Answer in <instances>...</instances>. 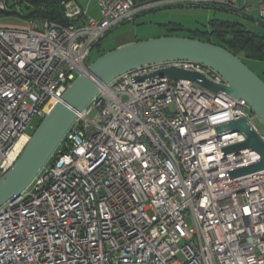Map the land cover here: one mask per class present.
I'll use <instances>...</instances> for the list:
<instances>
[{"label":"built area","instance_id":"built-area-1","mask_svg":"<svg viewBox=\"0 0 264 264\" xmlns=\"http://www.w3.org/2000/svg\"><path fill=\"white\" fill-rule=\"evenodd\" d=\"M0 0V11L9 2ZM101 18L63 0L69 21L38 16L0 26V179L22 155L34 116L44 118L90 64L115 27L161 3L233 11L251 0H97ZM264 21V0L257 4ZM188 60L152 63L105 84L32 182L0 208V264H264L262 155L240 130L245 118L264 141L254 106L189 79L155 75ZM262 122V121H261Z\"/></svg>","mask_w":264,"mask_h":264},{"label":"water","instance_id":"water-1","mask_svg":"<svg viewBox=\"0 0 264 264\" xmlns=\"http://www.w3.org/2000/svg\"><path fill=\"white\" fill-rule=\"evenodd\" d=\"M178 60L195 61L217 71L227 82L217 84L205 74L178 66L161 67L154 73L138 76V80L159 75L174 79H189L204 88L226 91L244 98L264 124V78L257 74L241 57L226 47L183 35H163L118 45L95 58L72 82L62 99L50 108L34 131L22 155L0 179V208L15 200L32 182L47 162L65 133L80 112L99 92L98 82L109 83L122 74L152 63ZM219 130H240L246 133L244 142L235 148L248 145L260 151L261 159L240 173L264 168V141L251 129L245 118L223 124Z\"/></svg>","mask_w":264,"mask_h":264},{"label":"rangeland","instance_id":"rangeland-1","mask_svg":"<svg viewBox=\"0 0 264 264\" xmlns=\"http://www.w3.org/2000/svg\"><path fill=\"white\" fill-rule=\"evenodd\" d=\"M9 6L8 11L14 13L10 15L0 13V25L25 28L28 22L35 17L32 14L34 6L28 0L10 1ZM92 6L91 11L94 18L100 19L101 12L97 0L93 1ZM219 7L218 4L210 6L184 5L181 3L158 4L138 14L133 21L123 23L112 29L102 40L101 45L104 48L101 49L106 50L115 46L118 42L148 39L157 35L169 34L171 31L175 35L189 36L193 30H209L210 21L213 18L238 20L244 23L247 28L256 31L264 30V27L258 21L260 14L257 7H252L249 10L241 9L240 11H229ZM176 26H179L182 30H174L173 28ZM99 52L95 48L91 52V60L96 58ZM245 60L257 74L264 78V60L246 58ZM41 121L42 118L38 115L34 116L31 122L32 126L29 128L32 134ZM256 123L264 131V124L259 120H256Z\"/></svg>","mask_w":264,"mask_h":264},{"label":"trees","instance_id":"trees-1","mask_svg":"<svg viewBox=\"0 0 264 264\" xmlns=\"http://www.w3.org/2000/svg\"><path fill=\"white\" fill-rule=\"evenodd\" d=\"M28 1L34 6V12L32 14L35 15V17L43 16L58 22L69 21V18L65 15V7L62 4L63 0ZM219 8L233 11L225 6H220ZM0 13L10 15L14 12L3 11ZM258 21L264 27V21L260 18ZM173 29L182 30L179 26H176ZM169 30L171 31L172 29L170 28ZM170 34H173L172 31L168 35ZM189 37L220 44L241 57L245 62V58L264 60V30L256 31L254 29L247 28L244 23L238 20L213 18L210 21L209 30H193L191 31ZM97 51H100L97 54L98 57L106 50L101 49V43H99ZM94 59L91 60L90 58V63Z\"/></svg>","mask_w":264,"mask_h":264},{"label":"crops","instance_id":"crops-1","mask_svg":"<svg viewBox=\"0 0 264 264\" xmlns=\"http://www.w3.org/2000/svg\"><path fill=\"white\" fill-rule=\"evenodd\" d=\"M93 1L94 0H70V4L71 5H75V4L79 5L80 7H82L86 11V13L88 15H91L92 17H94L93 14H92V11H91L92 8H93V6H92ZM251 1L254 3L255 7H257V4H258L259 0H251ZM97 3H98V1H97ZM0 26H3V25H0ZM163 35H168V34H162V35H157V36H163ZM129 41H136V40H126L124 42H118V43L115 44V46H112V47H109L108 49H106V51L110 50V49H113V48L117 47L118 45L124 44L125 42L128 43ZM101 48H104V46L101 45Z\"/></svg>","mask_w":264,"mask_h":264},{"label":"bare ground","instance_id":"bare-ground-1","mask_svg":"<svg viewBox=\"0 0 264 264\" xmlns=\"http://www.w3.org/2000/svg\"><path fill=\"white\" fill-rule=\"evenodd\" d=\"M0 12H3V11H0ZM65 15H66V9H65ZM87 72V71H86ZM113 81V80H112ZM70 128V127H69ZM62 140V139H61ZM60 143V142H59ZM14 165V164H13ZM44 166V165H43ZM40 171V170H39ZM35 178V177H34Z\"/></svg>","mask_w":264,"mask_h":264}]
</instances>
